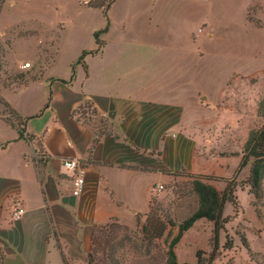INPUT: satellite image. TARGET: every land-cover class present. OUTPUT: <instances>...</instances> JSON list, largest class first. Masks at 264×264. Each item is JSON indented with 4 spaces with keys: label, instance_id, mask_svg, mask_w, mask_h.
Instances as JSON below:
<instances>
[{
    "label": "crops",
    "instance_id": "1",
    "mask_svg": "<svg viewBox=\"0 0 264 264\" xmlns=\"http://www.w3.org/2000/svg\"><path fill=\"white\" fill-rule=\"evenodd\" d=\"M163 5L115 0L107 13L86 5L92 14L60 74L51 64L42 70L40 41L29 48L33 58L11 62L15 39L30 33L0 30V43L12 46L0 47V74L27 76L0 85V264H89L95 238L111 222H147L158 184L201 178L223 191L235 178L243 212L242 196L253 200L254 159L241 168L253 128L247 95L244 105L238 96L227 101L200 46L186 47ZM68 158L85 168L79 196L63 165ZM18 203L25 211L15 219ZM199 227L212 233V222L196 221L176 245L178 264Z\"/></svg>",
    "mask_w": 264,
    "mask_h": 264
},
{
    "label": "rangeland",
    "instance_id": "2",
    "mask_svg": "<svg viewBox=\"0 0 264 264\" xmlns=\"http://www.w3.org/2000/svg\"><path fill=\"white\" fill-rule=\"evenodd\" d=\"M111 1L95 0L94 3L106 6ZM84 2L86 0L0 2V10L4 9L0 30L8 28L12 35L30 33L24 38H16L13 48L11 42L8 43L10 47L0 43L1 49L12 48L8 56L11 62L31 59L34 52L29 48L40 41L39 53L45 61L41 65L42 70L51 64L50 71L63 73V57H71L75 53L77 34L92 14L86 6L88 2ZM163 4L168 25L174 28L188 49L200 46L206 68L213 67L210 71L215 73V85H226L223 84L222 91L227 101L238 96L237 103L244 105V96L247 95V108L253 118L252 131L257 132L264 124V0H163ZM83 30L82 34H85ZM89 38L88 35L83 36L84 40ZM28 77L31 80L33 76ZM26 78H21V73L15 71L0 74V85L14 87L27 81ZM87 111L90 112L91 108L88 107ZM8 116L17 118L12 113ZM97 120L103 121V118ZM193 183L191 178H182L168 186L163 185L161 189L157 186L160 192L154 198L149 219L155 224L167 225L162 237L155 233L145 235L143 226L146 222L130 226L113 221L99 233L89 264H166L169 242L179 230L177 225L199 206ZM240 183L244 185V181ZM252 198L248 204V197L242 196L246 205L244 212L240 200L237 204L227 203L225 215L231 219L226 231L233 247H224L227 233L222 232L213 264H264V235L261 233L264 230V198ZM242 238H247L251 249H247ZM186 243L191 246L183 245L180 250L183 264H189V259L195 260L199 249L206 252L204 260L210 261L212 233L207 234L199 227L190 234Z\"/></svg>",
    "mask_w": 264,
    "mask_h": 264
},
{
    "label": "trees",
    "instance_id": "3",
    "mask_svg": "<svg viewBox=\"0 0 264 264\" xmlns=\"http://www.w3.org/2000/svg\"><path fill=\"white\" fill-rule=\"evenodd\" d=\"M2 1L4 0H0V2ZM94 1L95 0H90L88 2V5L95 8H102L104 12L107 13V10L112 5L114 0H112L106 6L97 5L94 3ZM102 31H104V29L95 33L96 40L99 44H101L100 33ZM85 53L86 52H84V54ZM83 56H81V58H83ZM251 158H253L254 161L251 169V174L247 181L251 185V193L254 195V197L256 199H261L262 197L264 198V189L262 182L264 177V124L257 132H250L249 138L244 145V158L241 164V168L247 165ZM206 178L211 179L212 177ZM238 185V181L234 178L232 180H229L226 188L221 191L215 185L206 182L201 178H196L194 180L193 189L199 197V206L193 213H191L190 216H188L177 225L179 230L178 233L169 242L168 251L166 252V264H178V256L175 250L177 243L181 240L184 233L188 231L196 221L202 218H206L207 220L212 222L213 250L210 255V261L207 262L206 260H204V255H206V252L202 249H199L196 253L198 259L197 264H213V261L217 255V251L219 250L220 237L222 235V232L227 233L226 225L231 219L229 215H225V206L228 202H231L233 204L238 203L239 198L236 193ZM151 222L148 218L146 224L143 226V232L145 233V235L155 233L156 236L158 235V237H162L167 231V225L163 223L155 224L154 221ZM168 236H171V230L168 231ZM226 237L227 241L224 244V247L232 248L233 242L228 233L226 234ZM97 239L98 237L95 238V243L97 242ZM242 239L247 249H251L247 238ZM90 262L91 255L89 263Z\"/></svg>",
    "mask_w": 264,
    "mask_h": 264
},
{
    "label": "built area",
    "instance_id": "4",
    "mask_svg": "<svg viewBox=\"0 0 264 264\" xmlns=\"http://www.w3.org/2000/svg\"><path fill=\"white\" fill-rule=\"evenodd\" d=\"M25 67H29L30 63L26 62ZM64 167L73 172V194L79 196L83 193L85 188V168L80 164V162L74 158H68L64 161ZM159 189L163 188V185H158ZM25 209L20 203L17 204L14 210L15 219H19L24 213Z\"/></svg>",
    "mask_w": 264,
    "mask_h": 264
}]
</instances>
